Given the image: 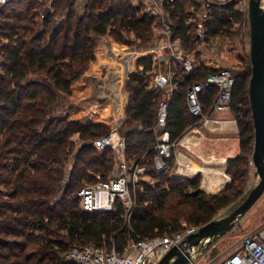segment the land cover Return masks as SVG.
<instances>
[{
	"label": "trees",
	"instance_id": "16d2710c",
	"mask_svg": "<svg viewBox=\"0 0 264 264\" xmlns=\"http://www.w3.org/2000/svg\"><path fill=\"white\" fill-rule=\"evenodd\" d=\"M23 1L3 5L10 14L0 12L4 20L0 36L7 41L0 45V264H74L65 257L73 246L92 244L124 253L131 242L184 231L183 221L197 227L212 221L231 200L228 194L208 195L201 190L199 177L169 175L178 166L177 148L167 157L168 170L154 169L164 93L152 88L151 56L137 60L135 71L124 77L130 103L121 133L126 161L134 160L136 168L146 167L157 184L139 194L129 223H125L121 198L116 200L115 213L81 209L77 191L108 180L114 169L116 151L98 148L95 142L111 133L115 124L107 100L77 119L73 116L82 107L64 100L91 94L92 85L84 76L91 66L99 67L97 38L108 34L114 43L128 46L131 41L125 36L132 33L147 43L153 38L155 17L139 15L140 8L130 0H88L90 9L84 17L76 13L74 0H53L54 11H46L40 31L33 19L38 0ZM185 1L189 0L175 3L172 26L197 67L176 79L179 88L170 98L167 130L171 143H178L201 119L191 114L187 92L210 73L225 69L218 59L200 57L202 47L220 41L224 58L237 68L231 111L238 122L240 153L228 160L227 172L233 178L230 190L244 175L255 144L249 99L251 60L240 51L235 32L236 24L246 23L245 13L235 1L213 4L206 37L201 39L196 23L188 24ZM18 4L23 6L11 7ZM62 14L63 21L55 27L53 18ZM29 74L36 77L28 80ZM216 94V87L201 93L204 113ZM74 136L80 139L78 147Z\"/></svg>",
	"mask_w": 264,
	"mask_h": 264
},
{
	"label": "rangeland",
	"instance_id": "374dc122",
	"mask_svg": "<svg viewBox=\"0 0 264 264\" xmlns=\"http://www.w3.org/2000/svg\"><path fill=\"white\" fill-rule=\"evenodd\" d=\"M26 1V0H25ZM23 1V4L25 3ZM139 1V0H137ZM237 2V8L243 9L245 13L246 23L244 24H236L235 32L238 33L239 36H236L237 45L241 52L245 55H249L250 51V25H249V18H248V5L247 3L249 0H234ZM40 7L36 10V15H34L33 19L36 22V26L40 29L43 28V17L46 14V11L49 10L50 13H53L54 9L51 7L53 0H38ZM74 8L76 13L84 17L86 12H89V7H87L88 0H74ZM186 7L193 6L194 0L185 1ZM72 5V6H73ZM133 5H138V2H134ZM22 4L13 5L11 7L19 8L22 7ZM264 6V0H263ZM145 8L140 9L139 15L143 14ZM88 10V11H87ZM5 11V13L10 14V10H7L4 6H0V12ZM7 11V12H6ZM17 11H15L16 13ZM123 14V13H122ZM64 19V14L57 15L53 18V24L55 27L61 24ZM2 18L0 17V27L3 24ZM158 22L156 20L153 25V38L151 37L149 42L143 43L142 40L138 39L135 34H126L125 37H128L131 41L128 46L118 45L113 42L112 38L107 34L102 36L101 38H97L96 45H98V54H99V67L91 66L84 76V80L86 82H90L92 85L91 94L87 97H79L76 96L69 100H64L65 102H69L74 104L75 106L82 107L80 111H78L77 116H73L74 119L80 118L84 115H87L91 111H96V107L102 106V103L107 100L111 102L112 109H111V117L114 120V129L113 131L118 132L123 136L121 133L124 129V121L126 119V110L127 106L130 103V92L125 86L124 77L127 74H132L134 70V65L137 60L151 56L153 59V67L151 70L154 74V71H157L159 68H164V64L168 61L167 59L169 56V47L168 45H164V43H160L162 41V29L155 25ZM25 23V22H21ZM161 36V37H160ZM48 37V36H47ZM7 43L5 38L0 36V45ZM116 44V45H114ZM220 41L215 40L214 43L211 44L209 47H202V54L200 57H211L214 59L220 60V65L224 66L225 69H230L232 71H236L237 68L227 61L224 51L222 47H220ZM184 46V45H183ZM186 48V47H184ZM187 52H189L186 49ZM195 61V60H194ZM1 62V58H0ZM196 62V61H195ZM194 62V63H195ZM197 67V63H195ZM140 72L143 67H139ZM139 71V70H137ZM36 77L35 74H29L28 80H33ZM39 78H41L39 76ZM207 118L214 115V111L211 108H207V112L204 113ZM231 118L235 119L232 111H230ZM228 116V117H230ZM196 120V119H195ZM194 120V121H195ZM205 121L203 118L200 120H196L184 134L183 138L187 135L188 141H193L191 143H197V134L192 132L196 127L202 125ZM112 131V132H113ZM190 134V135H189ZM181 139V140H182ZM73 141L75 143V147L80 145V139L77 136L73 137ZM181 145L177 146V152L181 150ZM74 147V148H75ZM102 151V150H99ZM125 153V152H124ZM123 154L118 155L116 158V162L114 163V169H117L122 162L128 163L131 167L129 171L131 186H130V198L122 199L125 203V223H129L131 219V210L136 206V200L141 192L147 186H155L157 184V179L152 177L149 174V171L146 167H135L134 160L127 162L126 157ZM240 153V152H239ZM68 165V164H67ZM169 161L167 157H162L158 153L154 158V169L156 171L168 170ZM70 167V165H69ZM113 169V170H114ZM136 170V171H134ZM174 170V169H173ZM178 166L175 168L174 171L169 170V175L177 174L179 176L186 177L191 180H195L198 177L199 179V187L201 190L205 191L208 195H227L231 200L227 205H225L222 209H219L218 212L214 215L213 219H221L223 217L228 216L231 214L235 209H237L247 198L251 190L259 183L260 177L256 175V167L253 163V155L250 157V160L247 164V168L244 169V175L239 177L233 188L229 190L230 186L233 183L232 175H230L227 170L226 174L228 175V182L225 186L220 190H211L208 187L202 188V177L196 175L195 177H189L186 175L181 174L180 172L177 173ZM93 171H91L92 173ZM113 172V171H112ZM173 172V173H172ZM214 173V172H211ZM98 176L100 175L99 173ZM112 174V173H111ZM97 180V179H95ZM94 180V181H95ZM93 181V182H94ZM214 185L212 189H216L217 186ZM187 191H192L193 188L187 187ZM109 213H115V211H106ZM183 227H191L186 222L183 221ZM264 225V194L260 198V200L254 205V207L240 220V222L232 229L230 232L226 233L223 236H220L213 240L210 245L206 248L203 255H199L197 257V261L199 264H217L222 259L227 257L230 253L235 251L241 241L242 238L247 235L251 230L256 229ZM134 242H131L128 246L129 251L133 252L135 249L133 248Z\"/></svg>",
	"mask_w": 264,
	"mask_h": 264
},
{
	"label": "built area",
	"instance_id": "2783aa9c",
	"mask_svg": "<svg viewBox=\"0 0 264 264\" xmlns=\"http://www.w3.org/2000/svg\"><path fill=\"white\" fill-rule=\"evenodd\" d=\"M10 1L0 0V6ZM151 1L158 2L164 6V9L155 8L150 12L158 19L162 27L161 43H164L165 46L168 45L170 49V57L167 59L168 63L164 68H159L154 72L152 84L154 90L164 93V98L159 104L158 125L160 135L156 149L160 156L169 157L170 150L177 148L181 141L171 143L170 134L167 130L170 98L179 88V84L176 81L179 73L181 75L190 74L195 71L196 65L184 48L181 36L176 34L172 26V11L175 8V3L179 0ZM232 1L234 0H195L193 6L187 7V13H189L188 24L195 22L196 35L201 39L205 38L207 24L211 18L212 5L215 3L226 4ZM234 83L233 71L223 69L210 73L205 80L193 84L187 92L188 107L191 114L195 117L203 118L204 121L208 119L204 114L201 93L209 87L217 88V94L211 105V110L214 112L230 111ZM95 145L101 149L110 147L119 154H123L126 149L125 138L116 131L100 138L95 142ZM179 168L180 165L178 167L180 172ZM130 170V165L122 162L117 169L113 170L108 180L82 186L77 191L81 209L90 213L114 211L118 198H130L131 180L130 175H128ZM198 229L199 227L197 226L186 227L184 231L174 235L134 242L133 248L135 250L133 252H130L128 247L124 253H119L116 250L108 252L88 244L85 246H73L65 253V257L74 264H158L174 246H180L188 235ZM206 248L193 255L188 264H199L197 257L203 255ZM181 251L184 255H188V250L181 249ZM217 264H264V225L257 231L250 232L245 236L240 247Z\"/></svg>",
	"mask_w": 264,
	"mask_h": 264
},
{
	"label": "water",
	"instance_id": "95a60500",
	"mask_svg": "<svg viewBox=\"0 0 264 264\" xmlns=\"http://www.w3.org/2000/svg\"><path fill=\"white\" fill-rule=\"evenodd\" d=\"M250 51L252 76L249 99L255 128L253 163L259 183L244 202L231 214L209 223L188 235L180 246H174L158 264H188L193 255L201 252L216 238L230 232L254 207L264 194V6L263 0H249ZM181 249L188 250L184 255Z\"/></svg>",
	"mask_w": 264,
	"mask_h": 264
},
{
	"label": "crops",
	"instance_id": "0c3cea01",
	"mask_svg": "<svg viewBox=\"0 0 264 264\" xmlns=\"http://www.w3.org/2000/svg\"><path fill=\"white\" fill-rule=\"evenodd\" d=\"M130 1L132 5L134 2H138V5L133 6H137L140 9L145 8L143 12L144 14L153 15L150 12L153 9H164L163 5L151 0ZM155 25L159 28H162L159 22L155 23ZM161 42L162 41H160V43ZM167 63L168 62H166L164 66H166ZM230 111L214 112V115L206 119L202 125L196 127L192 132L198 133L197 143H191L193 141H188L187 135L180 141L179 145H181L182 147L180 146L181 150L177 152V165L178 167L180 165V170L183 165L182 162L186 163V165L190 167L195 166L194 168L198 170L196 175L202 177V188L209 187V189L213 191L222 189L225 186V183H227L229 180L227 177L228 175L226 174L228 160L239 155L240 135L238 122L237 120L231 118ZM116 154L117 157L118 155H120L117 152ZM199 168H201V170ZM202 169L207 170L208 173L214 172L211 173L213 179L208 181V174ZM180 173L186 175L182 171H180ZM196 175L186 176L195 177ZM214 185H218L216 189H212ZM261 227L253 229L250 232L257 231ZM245 236L242 238V241Z\"/></svg>",
	"mask_w": 264,
	"mask_h": 264
},
{
	"label": "bare ground",
	"instance_id": "6f19581e",
	"mask_svg": "<svg viewBox=\"0 0 264 264\" xmlns=\"http://www.w3.org/2000/svg\"><path fill=\"white\" fill-rule=\"evenodd\" d=\"M182 164L183 165H182L181 171L183 173H185L186 175H196L197 174L198 170L196 168H194L195 166L190 167V166L186 165V163H184V162H182ZM199 169L201 170V168H199ZM203 171H205L208 174V176H207L208 181H210L211 179H213L210 172L208 173L207 170H205V169Z\"/></svg>",
	"mask_w": 264,
	"mask_h": 264
}]
</instances>
